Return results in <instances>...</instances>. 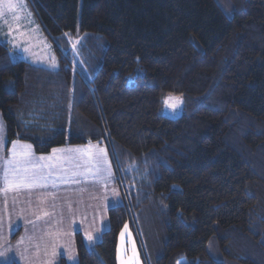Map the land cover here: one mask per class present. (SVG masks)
<instances>
[{"label": "trees", "instance_id": "16d2710c", "mask_svg": "<svg viewBox=\"0 0 264 264\" xmlns=\"http://www.w3.org/2000/svg\"><path fill=\"white\" fill-rule=\"evenodd\" d=\"M29 2L59 66L0 42L7 143L106 144L124 194L76 264H118L131 221L150 264H264V0Z\"/></svg>", "mask_w": 264, "mask_h": 264}, {"label": "crops", "instance_id": "0c3cea01", "mask_svg": "<svg viewBox=\"0 0 264 264\" xmlns=\"http://www.w3.org/2000/svg\"><path fill=\"white\" fill-rule=\"evenodd\" d=\"M14 143L18 154L30 151L29 157L18 155L17 159L27 160L24 166L33 172H36L37 165L42 168L44 161H53L56 155L65 152L53 153L52 150L47 154H37L28 142L15 140L8 144L6 139H0V264L11 261L19 264H57L61 257L68 260L64 254L67 251L66 247L71 248L72 255L75 252L71 264H76V234L80 232L85 238V243L95 242L94 239H99L108 227L105 226V208L117 199V196L120 197L119 193L124 198L122 189L114 179V167L110 163L112 174L108 179L105 192L100 184H92L93 180L98 183L99 176L95 177L92 172L87 171V168L91 166L86 165L80 171H76L77 168L71 166L68 173L61 174L57 162L50 166L52 175L48 177V181L43 182V186L8 189L4 182V171L5 168L14 167V165L7 164L8 159L11 158ZM23 145H31V149L23 148ZM65 148L67 146L55 149ZM41 156H51L53 159L42 161L39 159ZM53 168L55 170L52 171ZM79 173L84 178H81ZM39 174H42L41 170ZM52 178L56 181L51 185ZM74 182L77 188L85 184L84 188L79 190L84 199L89 198L87 203L83 201L84 199L82 200L83 197L78 196L82 204L75 203L73 199H71V204H67V189L69 185L73 188ZM100 197L103 199V205H99ZM125 226L119 235L117 262L118 264H142L138 256V250L142 255L140 239L137 238L130 224H127V229ZM88 234H91V240L87 238ZM133 256L137 262L134 261ZM142 259L144 260L143 255Z\"/></svg>", "mask_w": 264, "mask_h": 264}, {"label": "rangeland", "instance_id": "374dc122", "mask_svg": "<svg viewBox=\"0 0 264 264\" xmlns=\"http://www.w3.org/2000/svg\"><path fill=\"white\" fill-rule=\"evenodd\" d=\"M11 2L16 5V8L14 11H8L7 8L4 7V5L7 3V0H0V11H3V15L0 16V42H5L9 45V47L11 49L12 60L13 61L25 60V61H28L32 64L42 66V67H46V68H52V69L58 68L59 60H58L57 54H56L55 49H54V43L51 41V39L49 38L47 33L42 28V25H41L40 21L38 20L29 0H11ZM82 3H83V0H80V12H81ZM79 20H80V18H79ZM79 20H78L77 29H79V24H80ZM55 42H57V45L63 46L59 40L58 41L56 40ZM170 96L171 97H179L181 99L180 96L169 95L168 97H170ZM165 100H164V102H165ZM182 107H183V103L179 106V108L177 110L173 111L172 109L166 107L165 103H164V105L162 107V112L164 115H166L168 117L177 118L182 114ZM0 117H1V122H0V135H1V137H0V139L1 138L6 139V142H7L6 122L4 120V117H3V114L1 111H0ZM15 140H19V139H15ZM15 140H13V141H15ZM19 141L26 142L23 140H19ZM89 145L98 146V147L104 148L106 150L107 160L109 162L104 164L102 167L107 169L110 166L111 158H110L109 150H108V147L106 144L89 143L87 145H85V144L84 145H78L77 147L67 146V148H65V149L87 148ZM92 151L95 152V147L92 148ZM69 156L74 157V158L68 159ZM54 158H56V159H54L53 161H50V162L44 161L43 164L51 166V165H54L55 162H57L59 165L58 170L62 172L61 174L68 173V171H70L71 166L77 168L76 171H80V169L84 168L86 165L91 166L90 164L86 163V161H88L89 157L87 155H84L83 153H68L67 151H65V152H62V153L56 155V157H54ZM71 163H74V164L72 165ZM44 165H42V168H40V166L37 165L36 173L39 174V171L41 170L42 174L47 175V173L50 172V167H43ZM110 169H111V167H110ZM53 170H55V168H53L52 171ZM92 173L95 177L99 176L98 183L95 180H93L92 184L93 185L100 184L101 188L105 192L106 186L108 184V179L110 177V176H108L107 171H102L99 174L95 173L94 171ZM79 176L81 178H84L83 175H81L80 173H79ZM48 177H47V181L49 180ZM104 177H107V179L105 180ZM62 178L64 179L63 176H62ZM55 181H56V179L52 178L51 185L54 184ZM84 186H85V184H83L82 186L77 188L75 185V182H74L73 188L71 185H69V187L67 189V192H68L67 204H71V199H73L75 201V203L82 204V201H81V199H79V197L82 198L83 194H82L81 190H79V189H83ZM72 190L74 191L73 193H72ZM99 194L101 195L100 189H99ZM119 195H120V197L117 196V199H115L113 202L109 203V205H107V207L105 208V215H106V221H105L106 225L105 226H108V216H107L108 208L111 206H114L116 204H120V203L124 202V198H122L120 193H119ZM83 199H84V197L82 198V200ZM88 200H89V198L87 197L83 201L87 203ZM103 204H104L103 199L100 197V204L99 205H103ZM105 215L103 212L102 213L103 218ZM130 227L135 232V234L138 238V235L136 233L137 230L135 228V225L132 223V221L130 222ZM94 240H95V242H93V243H86L90 250H93L95 248L94 245L99 239H94ZM140 241H141V239H140ZM139 243H141L142 255L144 258V260H143L142 255L140 254L141 252L139 253V250L137 248L138 256L140 257L141 263L142 264H150L148 256L146 255V252L144 250L145 248H144L142 242H139ZM66 250L67 251L64 254L66 255V257L68 259L67 264H71L73 262L72 257L75 255V252L72 255L70 247H66ZM70 252H71V256H69ZM76 254H77V252H76ZM133 259L135 262H137V260L134 256H133ZM144 261H145V263H144ZM57 264H60V260H58Z\"/></svg>", "mask_w": 264, "mask_h": 264}, {"label": "snow or ice", "instance_id": "6c2138e0", "mask_svg": "<svg viewBox=\"0 0 264 264\" xmlns=\"http://www.w3.org/2000/svg\"><path fill=\"white\" fill-rule=\"evenodd\" d=\"M8 11H14L16 5L11 2V0H7V3L4 5ZM3 15V11H0V16ZM182 100L179 97H168L165 100V106L172 109L173 111L177 110L179 106L182 104ZM23 148L31 149V145H23ZM95 147V152L92 151V148ZM60 151H67L68 153H83L89 157L86 163L90 164L91 167L87 168L89 172H95L97 174L101 173L102 171H107L108 176H111V169L110 166L105 169L102 166L107 163V152L104 148L98 146L89 145L87 148H69V149H53V153L60 152ZM18 155H22L23 157L27 158L31 155L30 151H25L21 154L16 152V145L13 144V148L11 150V158L8 159V165H14L12 168H5L4 171V182L8 189L11 188H20V187H36V186H43V182L47 181V177L51 176L52 173L49 172L47 175L45 174H38L36 172L30 171V169L24 166L27 163V160L21 161L17 159ZM74 157L69 156L68 159H73ZM40 160H52L53 157H45L41 156ZM35 167V166H33ZM43 167H50L49 165H44ZM76 173H74L75 175ZM106 180L107 177H104ZM47 215V213H45ZM127 229V225L125 226ZM87 238L89 240L92 239L91 234H88ZM133 253L135 254V249L133 248ZM179 264V262H178Z\"/></svg>", "mask_w": 264, "mask_h": 264}]
</instances>
